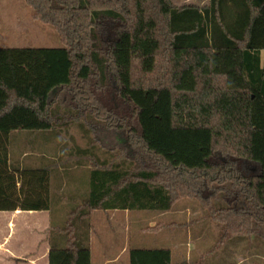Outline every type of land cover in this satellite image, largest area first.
<instances>
[{
  "label": "trees",
  "instance_id": "16d2710c",
  "mask_svg": "<svg viewBox=\"0 0 264 264\" xmlns=\"http://www.w3.org/2000/svg\"><path fill=\"white\" fill-rule=\"evenodd\" d=\"M25 1L61 46L0 47V211L50 212L48 264H93L98 211L185 200L214 243L131 264H264L237 243L264 248V0Z\"/></svg>",
  "mask_w": 264,
  "mask_h": 264
},
{
  "label": "rangeland",
  "instance_id": "374dc122",
  "mask_svg": "<svg viewBox=\"0 0 264 264\" xmlns=\"http://www.w3.org/2000/svg\"><path fill=\"white\" fill-rule=\"evenodd\" d=\"M176 5H183L187 3H193L201 5L200 0H173ZM5 38V42L2 43L1 39ZM0 46H13V47H59L61 46L60 38L57 30L46 24H40L35 22L33 18V10L27 4L25 0H0ZM113 137H108L105 141L102 139V144L108 147H113V145L118 143ZM189 204V200L182 201L180 206L183 204ZM121 213V215H120ZM106 217H104V216ZM118 215V216H116ZM154 214L150 211H139L132 216H127L126 213L122 211H110L106 214L104 211H98L94 217V225L96 228L100 226L103 234L109 237L112 241L113 252L117 254L122 250L121 255L124 254L122 258V263L125 260L132 258V250H136L138 244H142V249H152V248H163L161 246H172L176 245L184 246L185 243L189 244V249L193 250L196 246V237L203 235L193 234L188 236L185 232V228L190 222L188 216L184 213L175 212L173 216H156L157 222H172L176 224L174 228H165L158 233L149 232L143 230L144 227L153 224ZM31 217L26 214L19 216L14 219V226L7 227L6 229L0 227V238L8 237L10 245L17 246L19 244H25L26 242L30 244V248L35 244L33 242L41 236L38 224H35L30 229H25L23 223L24 218ZM32 219V217H31ZM21 220V221H20ZM155 221V223H157ZM4 225H9L8 221ZM182 225V226H181ZM168 229V231H166ZM203 238H207L209 243H214L213 235L205 233ZM237 243H242L243 247L253 248L263 253V244L260 242H248L245 240L238 241ZM255 243V244H254ZM110 244V243H109ZM111 246V244H110ZM29 248V249H30ZM237 248L232 244V251L235 252ZM249 250H246V252ZM28 254V248L25 250ZM113 254V255H114ZM94 256L96 261L102 259L101 245H95ZM255 262H249L248 264H259L257 261L259 259H253ZM12 262L11 264H20ZM7 264V262H6ZM22 264V263H21ZM175 264V263H174ZM179 264V263H178Z\"/></svg>",
  "mask_w": 264,
  "mask_h": 264
},
{
  "label": "crops",
  "instance_id": "0c3cea01",
  "mask_svg": "<svg viewBox=\"0 0 264 264\" xmlns=\"http://www.w3.org/2000/svg\"><path fill=\"white\" fill-rule=\"evenodd\" d=\"M200 1H201L200 6H203L207 3L208 0H200ZM187 4H190V3H187ZM5 41H6L5 38L1 39L2 43H4ZM0 47L13 48V46H0ZM24 47H33V46H24ZM188 208H189V204L187 203L181 206L179 205V209L177 212L184 213V211L187 210ZM122 212L126 213V215L129 217L134 215V214L131 215V213L128 211H122ZM26 214L28 216H31L32 219L31 217L24 218L23 220L25 222V224L23 223L24 228L27 230V229H30L32 225L34 226L35 224H38L40 229H38L37 231H39V234H41V236L37 239V241L33 242L35 245L31 248H30V244L27 242L25 244H19L17 246H12L10 245V241H8V237H6L5 240L4 238L1 237L0 238V264H6V262L7 264H11L12 262L13 263L21 262L22 264H48L49 255L51 252V241H50V235H49V232L51 230V220H50L49 211H22V210H17L15 212L0 211V227L6 229L7 227L14 226V223H15L14 219L17 220L19 216H23V215L26 216ZM6 221H8V224H9L8 226L4 225ZM169 223H172V222H169ZM156 224L157 223L153 222V224L150 226L153 228ZM97 227L98 228H96V226L94 225L93 234L91 237L93 264H131V258L128 260H125L122 263L121 260L124 256V254L121 255L122 250H120V252H118L117 254H114L115 252H113L114 247L112 245V241L110 240L109 237H106L103 234L100 226H97ZM168 228H173V227L169 226ZM166 231H168V229ZM55 240L56 242L57 240L58 242H60V236L54 239V241ZM109 243L111 244V246ZM95 245H101L102 259L99 260L98 262L96 261L95 256H94ZM161 247L169 248V249L173 248L172 246H161ZM27 248H28V254L25 253V250ZM137 248H142V244L141 243L138 244ZM187 250L188 249H186L184 256H186ZM181 256L183 257V254H181ZM174 260H175V255L173 254L172 264H174ZM250 262H255V261L252 260Z\"/></svg>",
  "mask_w": 264,
  "mask_h": 264
}]
</instances>
